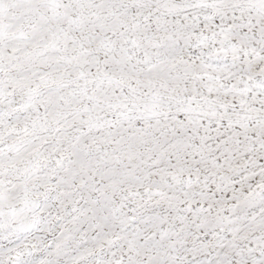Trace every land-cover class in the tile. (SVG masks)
Segmentation results:
<instances>
[{"label":"snow or ice","instance_id":"obj_1","mask_svg":"<svg viewBox=\"0 0 264 264\" xmlns=\"http://www.w3.org/2000/svg\"><path fill=\"white\" fill-rule=\"evenodd\" d=\"M0 264H264V0H0Z\"/></svg>","mask_w":264,"mask_h":264}]
</instances>
